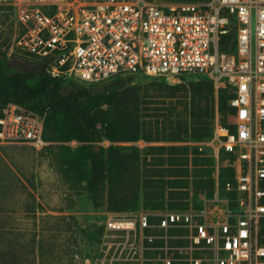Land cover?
Wrapping results in <instances>:
<instances>
[{
  "label": "built area",
  "instance_id": "1",
  "mask_svg": "<svg viewBox=\"0 0 264 264\" xmlns=\"http://www.w3.org/2000/svg\"><path fill=\"white\" fill-rule=\"evenodd\" d=\"M23 32L16 46L48 74L101 83L137 74L196 76L227 89L226 124L199 143L227 154L234 179L199 208L114 212L100 264H264V0H0ZM44 117L9 103L0 146L42 150ZM67 144L78 143L73 140ZM221 192L223 193L221 195Z\"/></svg>",
  "mask_w": 264,
  "mask_h": 264
},
{
  "label": "trees",
  "instance_id": "2",
  "mask_svg": "<svg viewBox=\"0 0 264 264\" xmlns=\"http://www.w3.org/2000/svg\"><path fill=\"white\" fill-rule=\"evenodd\" d=\"M15 56L0 50V116L9 103L43 116V137L51 142L47 147H57L62 175L68 182L83 186L95 207L106 204L108 209L119 211L136 209L140 204L145 208H187L189 203L180 202L182 190L177 188L188 185L190 176L196 198L205 189L213 192L214 157L197 145L177 143L209 139L216 111L226 124L231 97L227 89L219 90L216 96L213 82L203 76L187 83H162L172 97L187 90L188 118L177 117L171 107L165 109L172 116L161 113V107L148 113V95L129 81L117 79L93 91L76 85L72 77L50 76L49 58L33 56L27 68L14 70L8 62ZM73 140L80 144H65ZM105 140L113 144H100ZM140 140L169 144L147 150L122 144ZM226 157L221 153V161ZM233 179V168L221 166L220 187ZM167 187L171 189L168 194ZM166 196L167 202H162ZM199 203L196 199L195 205ZM102 228L98 232L102 233Z\"/></svg>",
  "mask_w": 264,
  "mask_h": 264
},
{
  "label": "rangeland",
  "instance_id": "3",
  "mask_svg": "<svg viewBox=\"0 0 264 264\" xmlns=\"http://www.w3.org/2000/svg\"><path fill=\"white\" fill-rule=\"evenodd\" d=\"M22 32L15 9L0 5V50L8 56L15 53L8 62L14 70L27 68L33 59L16 46ZM192 78L171 81L156 75L137 74L101 83L75 77L70 80L93 91L102 90L117 79L129 81L148 95V110L145 108L148 113L161 107V113L172 116L165 109L171 107L177 117L188 118L187 90L172 97L162 83H187ZM165 144L169 143L141 142L138 147L147 150L150 146ZM57 151L54 145L42 150L25 144L0 146V264H100L102 233L98 231L112 210L106 204L95 207L83 186L67 181L60 171ZM207 152L211 153V149ZM193 163L191 160V168ZM188 179V185L177 188L182 190L181 203H191L200 197L194 196L192 177ZM169 190L167 187L166 194ZM167 198L162 202H167Z\"/></svg>",
  "mask_w": 264,
  "mask_h": 264
},
{
  "label": "crops",
  "instance_id": "4",
  "mask_svg": "<svg viewBox=\"0 0 264 264\" xmlns=\"http://www.w3.org/2000/svg\"><path fill=\"white\" fill-rule=\"evenodd\" d=\"M141 142H143L144 144H149V142H146V141H143V140H140V141H137V142H131L130 144H134V145H137L138 146ZM200 142H202V141H200ZM200 142H180V143H177V144L197 145L199 147V150L200 151H203L205 154L214 157V159H215V164H214L215 171L213 173V178L215 180V187H214L213 192L211 194L208 193L209 191L207 189H205L204 192L200 193V195H199L200 197L198 198V201L200 202L199 203L200 205L197 206V205H195V201L194 202L192 201L191 203H189V207H187V208H191V207L199 208V207H201L203 205V202H204L205 197H207V196H209V197L214 196L215 193L217 192V190L219 188H222L219 185V175H220V167L223 166V165H226L225 160H222L221 161V155H219V156L216 155L215 156V155H212L211 153H208L207 152V149H209L208 147H205L204 150L201 149L200 146H199V143ZM65 144H67V143H65ZM78 144H80V143L79 142L76 143V144L75 143H72V144H69V145L76 146ZM100 144L105 145V146H109V145L113 144V142H110L108 140H105L103 142H100ZM222 194L223 193L221 192V195ZM187 208H177V209H187ZM142 210L149 211V212H153V213H161V212H164L166 210H174V209H170V208H168L166 206L163 207V208H145L142 204H140L138 208L132 209V210H120V211L119 210H112V211L108 212V216L110 214L114 213V212H131V211H142Z\"/></svg>",
  "mask_w": 264,
  "mask_h": 264
}]
</instances>
